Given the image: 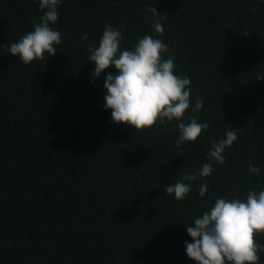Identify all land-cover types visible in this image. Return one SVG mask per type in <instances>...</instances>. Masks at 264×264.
Listing matches in <instances>:
<instances>
[{
	"label": "trees",
	"instance_id": "1",
	"mask_svg": "<svg viewBox=\"0 0 264 264\" xmlns=\"http://www.w3.org/2000/svg\"><path fill=\"white\" fill-rule=\"evenodd\" d=\"M57 10V52L25 64L8 47L47 9L0 0V264H197L185 253V224L218 197L244 200L264 189V4L61 0ZM106 24L120 30L121 50L144 35L168 45L161 57L171 55L174 74L191 81L181 120L209 124L195 141L176 147V119L138 130L111 122L103 84L114 69L93 77L87 49ZM196 99L203 107L193 112ZM228 130L237 139L224 163L210 161L208 149ZM207 162L212 174L192 182L184 199L165 191ZM201 183L209 186L203 198ZM254 240L264 244V231Z\"/></svg>",
	"mask_w": 264,
	"mask_h": 264
},
{
	"label": "clouds",
	"instance_id": "2",
	"mask_svg": "<svg viewBox=\"0 0 264 264\" xmlns=\"http://www.w3.org/2000/svg\"><path fill=\"white\" fill-rule=\"evenodd\" d=\"M61 0H39V7L47 9L39 23L33 21V30L24 34L17 42L8 47V52L28 64L34 59H42L45 52L49 56L57 52L54 45L61 43V33L50 27L59 16L57 6ZM264 4V0H259ZM157 12L156 9L153 10ZM255 11V9H253ZM156 33L163 32L159 20L152 25ZM85 32L80 39L86 40ZM121 32L111 24H106L98 46H87L89 61L95 64L93 77H99L105 69L114 71L105 73L103 87V108L111 110V122L129 124L138 129H150L157 120L160 123L176 119L179 135L176 147L185 141H195L202 130H207V122H198L195 116L188 117L184 123L181 118L189 109L191 81L187 76L174 74V58L161 57L168 51V45L153 36L144 35L134 45L133 50L120 49ZM264 79V78H261ZM203 107L200 99L192 105V111ZM237 139L235 130L226 131L224 138L213 141L208 149L210 161L224 163L223 152ZM213 163H203L199 169L182 175L180 180L165 186L168 194H174L181 200L192 189V182L198 178L210 176ZM248 171L259 175L261 166L249 165ZM199 194L204 197L208 184L201 183ZM191 242L185 241V253L197 264H256L259 253L264 252V244L254 240V232L264 231V189L249 190L244 200L218 197L214 206L185 224Z\"/></svg>",
	"mask_w": 264,
	"mask_h": 264
}]
</instances>
